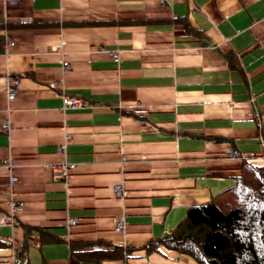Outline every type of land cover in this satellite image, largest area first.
Here are the masks:
<instances>
[{
  "label": "crops",
  "instance_id": "1",
  "mask_svg": "<svg viewBox=\"0 0 264 264\" xmlns=\"http://www.w3.org/2000/svg\"><path fill=\"white\" fill-rule=\"evenodd\" d=\"M263 150L264 0H0V264H195L146 246Z\"/></svg>",
  "mask_w": 264,
  "mask_h": 264
},
{
  "label": "trees",
  "instance_id": "2",
  "mask_svg": "<svg viewBox=\"0 0 264 264\" xmlns=\"http://www.w3.org/2000/svg\"><path fill=\"white\" fill-rule=\"evenodd\" d=\"M161 245L197 264H264V167L244 163L231 188L190 207L174 230L146 250L157 251ZM84 247L90 245L73 248L70 264H101L129 253L106 244Z\"/></svg>",
  "mask_w": 264,
  "mask_h": 264
},
{
  "label": "built area",
  "instance_id": "3",
  "mask_svg": "<svg viewBox=\"0 0 264 264\" xmlns=\"http://www.w3.org/2000/svg\"><path fill=\"white\" fill-rule=\"evenodd\" d=\"M12 45V42H9ZM112 58L114 62H118L119 58L118 55L116 54V52L112 53ZM63 69H66L68 67V64L63 63ZM18 84H19V80L16 76L13 77H9L7 80V100L9 102H11L16 93H17V88H18ZM87 107V104L84 100L81 99H76V98H71V97H64L62 98V110L64 109H70V110H78V109H82ZM2 130L4 132H8L9 129V122L8 120H5L3 122V126H2ZM69 141V136H65V142L64 144H62L61 146H59V151L60 152H64L66 144ZM228 156L231 158H240L243 160H248L253 162L255 165H260V166H264V150L260 155H255L252 153H245V154H238L236 152H229ZM260 159V161H259ZM56 169V171L58 172L59 177L61 178H67L69 176V172L71 169L74 168V166L72 164H60L59 166L54 167ZM16 182L15 177L11 178V183L14 184ZM114 195L115 196H121L123 194V191L121 189L120 186H115L114 189ZM22 205L21 203H16V202H12L11 203V208L13 211H19L22 209ZM3 220H11L10 218L7 219L5 217H3ZM76 220L75 219H71L67 222V224L71 225V224H75ZM123 225L124 223L119 222V224L116 226L117 230H122L123 229Z\"/></svg>",
  "mask_w": 264,
  "mask_h": 264
},
{
  "label": "rangeland",
  "instance_id": "4",
  "mask_svg": "<svg viewBox=\"0 0 264 264\" xmlns=\"http://www.w3.org/2000/svg\"><path fill=\"white\" fill-rule=\"evenodd\" d=\"M245 162H246V160H245ZM192 261H194V260H192ZM192 261H191V262H192ZM195 264H196V262H195Z\"/></svg>",
  "mask_w": 264,
  "mask_h": 264
}]
</instances>
